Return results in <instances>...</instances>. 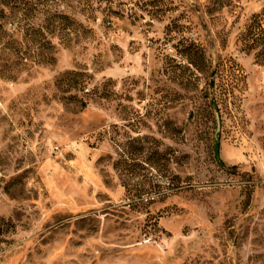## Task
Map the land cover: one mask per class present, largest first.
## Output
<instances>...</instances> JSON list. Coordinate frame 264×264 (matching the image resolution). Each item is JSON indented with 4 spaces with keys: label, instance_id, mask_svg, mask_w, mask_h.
<instances>
[{
    "label": "rangeland",
    "instance_id": "obj_1",
    "mask_svg": "<svg viewBox=\"0 0 264 264\" xmlns=\"http://www.w3.org/2000/svg\"><path fill=\"white\" fill-rule=\"evenodd\" d=\"M253 19L264 0H0V264H264Z\"/></svg>",
    "mask_w": 264,
    "mask_h": 264
},
{
    "label": "trees",
    "instance_id": "obj_2",
    "mask_svg": "<svg viewBox=\"0 0 264 264\" xmlns=\"http://www.w3.org/2000/svg\"><path fill=\"white\" fill-rule=\"evenodd\" d=\"M242 40L245 42L247 49L258 50L255 58L258 61L264 62V29L256 19H253L246 27L242 34ZM217 159L218 165L224 167L218 156Z\"/></svg>",
    "mask_w": 264,
    "mask_h": 264
},
{
    "label": "water",
    "instance_id": "obj_3",
    "mask_svg": "<svg viewBox=\"0 0 264 264\" xmlns=\"http://www.w3.org/2000/svg\"><path fill=\"white\" fill-rule=\"evenodd\" d=\"M215 153L218 156V143H216Z\"/></svg>",
    "mask_w": 264,
    "mask_h": 264
}]
</instances>
